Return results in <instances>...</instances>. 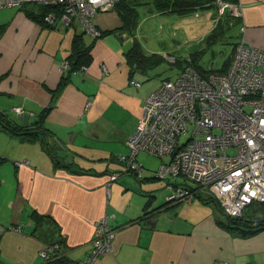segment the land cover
Returning a JSON list of instances; mask_svg holds the SVG:
<instances>
[{"label":"crops","instance_id":"0c3cea01","mask_svg":"<svg viewBox=\"0 0 264 264\" xmlns=\"http://www.w3.org/2000/svg\"><path fill=\"white\" fill-rule=\"evenodd\" d=\"M169 1L134 0L139 18L133 34L123 30L115 8L98 11L92 23L110 33L97 39L84 30L79 19L69 25L58 21L50 27L15 8L0 18V26L6 25L0 35V111L21 122L13 109L22 107L33 126V120L53 105L45 119L51 136L47 139L67 164L55 166L41 142H21L0 126L6 135L0 141L3 264H42L39 254L53 241L61 242L64 256L82 264L89 258L97 224L103 219L116 232L113 251L93 264H264V231L248 237L227 231L219 224L222 213L200 198L201 190L189 201L167 204L168 184L179 180L153 177L165 159L158 158L153 167L140 162L146 170L142 181L127 175L118 161L128 152L126 140L137 127L145 100L159 87L138 77L150 79L152 69L132 71L125 54L134 39L141 38L147 18L189 16L172 11ZM236 5L241 16L235 25L225 26L226 34L219 41L237 43L244 38L248 45L264 49V0H237ZM144 8L150 16L141 19ZM201 11L212 13L214 27L203 36V48L187 58L207 50L206 37L221 18L218 7ZM78 34L85 43L94 42L93 62L72 76L54 102L53 91L63 75L61 65L71 55ZM144 53L162 55L146 49ZM175 60L169 58L172 64ZM176 67L179 75L183 67ZM166 79L173 78L166 77L161 83ZM131 80L141 85L136 87ZM17 161L27 163L18 167ZM115 173L119 177L111 181Z\"/></svg>","mask_w":264,"mask_h":264},{"label":"built area","instance_id":"2783aa9c","mask_svg":"<svg viewBox=\"0 0 264 264\" xmlns=\"http://www.w3.org/2000/svg\"><path fill=\"white\" fill-rule=\"evenodd\" d=\"M122 0H0V10L20 8L26 3L57 7L44 22L55 26L79 19L93 38L101 36L93 18L98 11L112 9ZM219 14L229 11L240 17L236 4L217 0ZM68 62L61 67L68 69ZM87 67L82 68L84 71ZM103 70L107 72L106 66ZM131 84H141L131 80ZM13 112L20 117L22 107ZM182 137H187L182 141ZM128 152L119 156L126 173L142 179L145 168L137 161L141 153L166 161L153 172L159 180H179L168 184L167 202L177 205L194 197L193 187L209 190L223 212L241 217L252 204L264 205V49L248 45L241 38L225 74H200L185 67L176 79H166L145 100L142 116L127 140ZM234 148L235 155L227 154ZM27 162L17 161L18 167ZM119 174H111L115 181ZM5 228L0 225V235ZM116 232L106 219L96 227L87 261L93 264L100 256L113 251ZM53 247L40 252L45 259ZM215 264H230L219 261Z\"/></svg>","mask_w":264,"mask_h":264},{"label":"trees","instance_id":"16d2710c","mask_svg":"<svg viewBox=\"0 0 264 264\" xmlns=\"http://www.w3.org/2000/svg\"><path fill=\"white\" fill-rule=\"evenodd\" d=\"M133 1L134 0H122L114 7L121 16L122 22L124 24L123 30H127V32L131 34H133L137 29L139 18ZM223 1L230 4H237V0ZM168 5V7L172 9V11L176 12L179 15H190L197 11L214 7H218L219 9L217 0H172L171 2L169 1ZM35 6L38 7L35 9ZM18 10L20 12H23L25 16L35 21L36 23L47 25L44 22L45 16L50 12H57L58 8L39 5L35 3H26L22 5V7L18 8ZM237 21V17L232 16L228 10L225 11L221 15V18L218 20L214 31L211 32L208 37H206L207 47L210 48L219 40H222L226 34V29H224L225 26L227 24L229 25L230 22H233L235 25ZM5 29L6 25L0 26V35L3 34ZM109 33L110 32H101L100 37H103L104 35ZM235 43L236 42L233 43L234 46L231 57H229V60H227L219 69H216L214 67L206 68L200 63V60L203 54L206 52V49L196 52L184 61L175 60L174 64L176 66L183 67V69L187 66H192L204 76H208L211 73L225 74L230 67L234 55L233 53L235 52V48L237 45V43ZM93 46L94 42H92L91 44L85 43L84 36L82 34H78L75 36L73 40L71 55L67 59V62L69 64L68 69L63 72L58 88L53 91L54 102L56 101L55 99L59 97L61 92L67 86V84L71 81L72 76L80 72L82 68L89 67L92 64L93 59L91 52ZM125 58L128 65L133 69H131L132 71L137 70L142 73L156 68L165 62V58L160 54L146 55L144 53L142 43L136 38L133 41L131 49L125 54ZM52 107L53 105L43 110L33 126H24L20 121H12L3 112L0 111V126L3 130L7 131L11 136L17 138L21 142H41L47 153L51 156L55 166H67V164L63 163L61 158L58 156L56 146L51 143L49 139H47V137L49 138L51 136L50 131L45 127V119L51 111ZM127 175L134 176L137 181L144 180V177L142 179H138L137 176L131 172ZM193 190L194 196L196 192L201 190L202 194L200 193V198L206 200L208 203L214 204L218 211L222 213L224 218L222 221H219V224L227 231L245 237L252 236L261 231H264V205L252 204L244 210L241 217H230L223 212L221 206L214 198V196L209 192V190L200 187H193ZM167 204L169 205L168 202ZM34 217H37V215L35 214ZM48 247H53L54 249L53 251L49 252L42 264H77L62 254L60 241H53V243H50ZM0 264H3L1 256Z\"/></svg>","mask_w":264,"mask_h":264},{"label":"rangeland","instance_id":"374dc122","mask_svg":"<svg viewBox=\"0 0 264 264\" xmlns=\"http://www.w3.org/2000/svg\"><path fill=\"white\" fill-rule=\"evenodd\" d=\"M38 6H35L36 9ZM9 7L0 11V18L3 14H10ZM17 9V8H15ZM147 8L140 10L141 19L149 17ZM156 17H149L143 22V29L141 38L142 46L148 52H159L166 58L165 62L155 69L148 71V78L146 76H138L145 83L149 82L154 85H161L162 79L166 77H172L176 79L178 77L179 69L176 65L169 61V58H176L178 60L186 59L191 53L198 51L203 48V36L207 34L213 27L212 13L208 12H197L189 15L186 18H180L177 16H163L157 14ZM217 16V14H214ZM128 44L130 41L128 40ZM232 40L229 43L219 41L212 47L208 48L205 54L202 56L200 63L206 67H214L216 69L221 68L224 63L229 60L233 51ZM127 44V45H128ZM165 51V52H163ZM166 54H169L167 56ZM143 112V111H142ZM6 113L11 117V112L6 110ZM142 116V114H141ZM141 118V117H140ZM6 135L0 131V141L5 139ZM187 137H182V141L186 140ZM227 154L235 155L236 150L234 148L227 149ZM137 161L143 162L146 165L153 167L155 163H159V159L153 157L148 153L141 152L137 156Z\"/></svg>","mask_w":264,"mask_h":264},{"label":"water","instance_id":"95a60500","mask_svg":"<svg viewBox=\"0 0 264 264\" xmlns=\"http://www.w3.org/2000/svg\"><path fill=\"white\" fill-rule=\"evenodd\" d=\"M20 120L24 126L30 125V114L28 112H24V114L20 117ZM36 119L33 120L32 123H35Z\"/></svg>","mask_w":264,"mask_h":264}]
</instances>
